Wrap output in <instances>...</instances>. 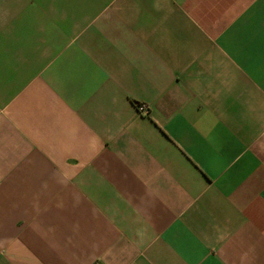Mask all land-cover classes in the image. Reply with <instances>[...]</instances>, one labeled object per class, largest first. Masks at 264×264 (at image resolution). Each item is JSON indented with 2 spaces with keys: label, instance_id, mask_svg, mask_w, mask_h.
<instances>
[{
  "label": "crops",
  "instance_id": "1",
  "mask_svg": "<svg viewBox=\"0 0 264 264\" xmlns=\"http://www.w3.org/2000/svg\"><path fill=\"white\" fill-rule=\"evenodd\" d=\"M0 264H264V0H0Z\"/></svg>",
  "mask_w": 264,
  "mask_h": 264
},
{
  "label": "built area",
  "instance_id": "2",
  "mask_svg": "<svg viewBox=\"0 0 264 264\" xmlns=\"http://www.w3.org/2000/svg\"><path fill=\"white\" fill-rule=\"evenodd\" d=\"M145 109V106H141V110H144Z\"/></svg>",
  "mask_w": 264,
  "mask_h": 264
}]
</instances>
